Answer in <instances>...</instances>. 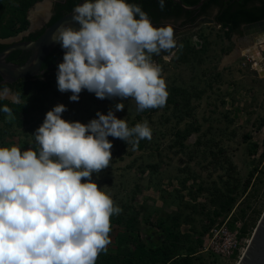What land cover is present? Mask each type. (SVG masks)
Masks as SVG:
<instances>
[{"label": "rangeland", "instance_id": "374dc122", "mask_svg": "<svg viewBox=\"0 0 264 264\" xmlns=\"http://www.w3.org/2000/svg\"><path fill=\"white\" fill-rule=\"evenodd\" d=\"M42 1L29 8L26 29L0 41L37 28L49 11L46 3L35 10ZM235 37L226 36L219 24H202L175 37L176 46L168 53L154 54L168 93L159 108L137 111L129 98L122 101L124 109L116 111L120 98L100 99L86 90L77 101H70V92L56 88V69L45 75L50 83L42 90L30 82L20 83L19 92L10 90L35 107L11 120L0 114V146H31V134L57 103L66 106L61 115L68 121L87 123L97 111L106 114L110 108L130 127L147 120L151 138L140 140L135 149L107 137L112 141V160L92 179L122 209L119 215L135 216V231L143 239L157 233L160 225L170 224L175 215L181 233L179 253L188 247L194 250L190 264H236L250 232L238 236L241 249L229 257L202 246L211 227L224 224L238 235L242 223L249 224L253 217L257 222L264 209V75L245 54L223 60L235 47ZM260 51L264 63V46ZM227 196L235 200L226 211L220 203ZM124 231L122 223L111 222L107 253L116 251L117 236Z\"/></svg>", "mask_w": 264, "mask_h": 264}, {"label": "clouds", "instance_id": "9594fccd", "mask_svg": "<svg viewBox=\"0 0 264 264\" xmlns=\"http://www.w3.org/2000/svg\"><path fill=\"white\" fill-rule=\"evenodd\" d=\"M164 4L157 0L161 10ZM71 21L79 27L61 23L48 37L63 50L55 72L58 91L70 92V101L82 90L120 98L116 111L129 98L137 111L164 106L166 83L153 55L176 46L170 25L154 27L129 0H83L73 6ZM5 99L20 103L18 94L0 86ZM66 110L57 103L46 111L28 148L0 146V264H96L111 243L110 218L122 209L92 176L112 160L107 137L135 149L151 138V127L147 120L130 127L111 108L87 123L63 119ZM0 112L14 119L7 104Z\"/></svg>", "mask_w": 264, "mask_h": 264}, {"label": "trees", "instance_id": "16d2710c", "mask_svg": "<svg viewBox=\"0 0 264 264\" xmlns=\"http://www.w3.org/2000/svg\"><path fill=\"white\" fill-rule=\"evenodd\" d=\"M37 1L39 0H0V38L13 35L19 29H26L28 24L27 12ZM79 1L55 2V11L48 22L40 29L29 32L23 39L37 38L45 27L72 10ZM180 1L184 5H193L198 2V0ZM129 2L138 3L148 14L151 22H159L165 19L175 20L184 16L185 19L181 22L182 24L192 22L201 15H209L210 9L216 6L217 12L213 16L215 23L225 29L228 37L234 33H241L240 26L243 23L264 19V0H203L195 9H184L175 0H165L163 10L158 7L157 0H129ZM7 45H9L8 42L0 41V50ZM58 48V45L55 46L43 58L41 69L44 72L42 74L34 78H21L14 82H1L2 77L0 75V86H9L19 92L20 83L30 82L37 90L44 89L50 83L45 75L56 69L58 62L62 60L63 53L60 55L62 49ZM28 55L29 51L14 49L6 57V60L21 64ZM24 102L26 103L24 104ZM3 104H7L12 109L14 116L29 113L35 107L33 103L28 101L12 103L10 100H0V105ZM140 142L138 146H141ZM234 200V197L227 196L220 203V208L229 210ZM110 220L111 222L122 223L125 231L117 236L116 251L114 253L101 252L97 257L96 264H190V257L194 250L192 247H188L186 253H179L181 233L177 229L178 222L175 215L171 217L170 224L160 225L159 231L154 235H149L146 239L140 237L135 231V216L123 217L118 214L112 216ZM255 224L254 217L249 224L243 222L238 236L248 232L251 234ZM249 225L252 230H250ZM199 242H201L200 239H198ZM121 244H125L124 249L121 248Z\"/></svg>", "mask_w": 264, "mask_h": 264}, {"label": "water", "instance_id": "95a60500", "mask_svg": "<svg viewBox=\"0 0 264 264\" xmlns=\"http://www.w3.org/2000/svg\"><path fill=\"white\" fill-rule=\"evenodd\" d=\"M44 1L47 4V8L50 7L52 0H43L42 2ZM55 1L61 2L63 0ZM175 1L184 9H195L202 3L203 0H198L195 4L187 5V7L183 6L184 4H182L180 0ZM82 2L83 0H80L78 3ZM47 14L48 12L42 17H46ZM61 23L71 24L73 28L79 27L78 23L71 21L70 10L45 27L43 32L37 38L30 40H15L10 42L6 47L2 48L0 50L1 81L14 82L21 78H34L37 74L42 73L43 70L41 69V63L43 58L50 50L58 45V43H53L48 40L49 34L58 24ZM210 23H215L214 17L210 15L199 16L194 21L184 24L179 21H173V19L152 22L154 27L159 25H170L173 28L175 37L198 28L202 24ZM240 28L242 34L235 37L236 45L231 51L232 57L241 53L243 49H246L251 59H258L257 50L260 53L261 46H264V19L243 23ZM26 31H28V29ZM22 33L24 32H21V34ZM15 38H11L10 40H14ZM14 49L29 51V55L23 63L18 64L6 60V57ZM261 55L262 53H260V56ZM256 68L258 69V73L260 75H264V67L260 69L256 66ZM236 264H264V209L261 212L250 238Z\"/></svg>", "mask_w": 264, "mask_h": 264}, {"label": "built area", "instance_id": "2783aa9c", "mask_svg": "<svg viewBox=\"0 0 264 264\" xmlns=\"http://www.w3.org/2000/svg\"><path fill=\"white\" fill-rule=\"evenodd\" d=\"M204 250L217 255L232 256L241 249V243L236 231H231L226 225H215L203 238Z\"/></svg>", "mask_w": 264, "mask_h": 264}, {"label": "flooded vegetation", "instance_id": "af4514ba", "mask_svg": "<svg viewBox=\"0 0 264 264\" xmlns=\"http://www.w3.org/2000/svg\"><path fill=\"white\" fill-rule=\"evenodd\" d=\"M65 0H63V1H61V2H64ZM55 2H58V1H55V0H53L52 2H51V5H50V7H49V11H48V14H47V16L46 17H41V19H40V25L37 27V28H34V29H28V31H26V32H24V33H22L20 36H18L17 38H15L14 40H10L8 43H10V42H13V41H15V40H28V39H23V37L24 36H26V35H28V33L29 32H32V31H35V30H38V29H40L42 26H44L47 22H48V20L51 18V16L53 15V13H54V11H55ZM217 12V7L216 6H214V7H212L211 9H210V16H214L215 15V13ZM208 15V16H209ZM202 16V15H201ZM185 19V17L184 16H181V17H179V18H177V19H175V21H179L180 23L183 21ZM174 20V19H173ZM240 30H241V28H240ZM236 36H239V35H241L242 34V31H241V33H234ZM58 46H59V44H58ZM58 49H61L60 48V46H59V48ZM63 53V50L61 51V53H60V55ZM60 55H59V57H60ZM43 70V69H42ZM43 72H44V70H43ZM42 72V73H43ZM42 73H40V74H42ZM2 82V81H1ZM9 89H10V87L9 86H7Z\"/></svg>", "mask_w": 264, "mask_h": 264}, {"label": "bare ground", "instance_id": "6f19581e", "mask_svg": "<svg viewBox=\"0 0 264 264\" xmlns=\"http://www.w3.org/2000/svg\"><path fill=\"white\" fill-rule=\"evenodd\" d=\"M46 2L44 1V2H39V3H37L36 4V6H35V10L37 11V9L38 8H44V7H46L45 4ZM33 12L34 11H31V14H33ZM257 53H258V59L257 58H255V59H251V57H250V55L247 53V50L246 49H243L242 51H241V53H239L238 55H241V54H245L246 56H248L250 59H251V61H252V63H253V67L254 68H256V66L257 67H259L260 69L261 68H263L264 67V63H262V60H263V58L260 56V53H259V51L257 50ZM238 55H236V56H238ZM236 56H234V57H236ZM260 56V57H259ZM234 57H232V53L230 52L229 54H227V55H225L224 56V61L225 60H232ZM256 70H258L257 68H256Z\"/></svg>", "mask_w": 264, "mask_h": 264}]
</instances>
